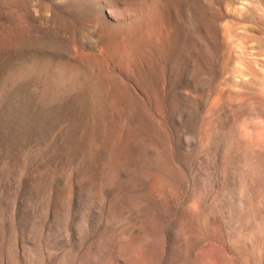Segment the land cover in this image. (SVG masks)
<instances>
[{
    "label": "rangeland",
    "instance_id": "rangeland-1",
    "mask_svg": "<svg viewBox=\"0 0 264 264\" xmlns=\"http://www.w3.org/2000/svg\"><path fill=\"white\" fill-rule=\"evenodd\" d=\"M0 264H264V0H0Z\"/></svg>",
    "mask_w": 264,
    "mask_h": 264
}]
</instances>
